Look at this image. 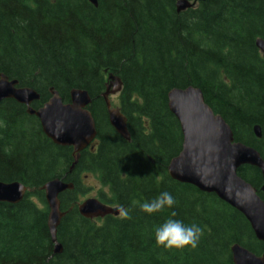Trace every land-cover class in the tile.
<instances>
[{"label": "trees", "instance_id": "16d2710c", "mask_svg": "<svg viewBox=\"0 0 264 264\" xmlns=\"http://www.w3.org/2000/svg\"><path fill=\"white\" fill-rule=\"evenodd\" d=\"M178 1L97 0L95 7L89 0H0V74L40 95L35 110L50 100L51 88L65 103L72 90L87 91L97 126L95 148L84 150L69 174L73 149L49 140L25 106L0 103V182L27 188L19 204L0 202V264H234V245L264 255V243L241 213L168 174L183 144L168 107L173 89H199L235 142L264 160V56L256 47L264 41V0H187L195 5L181 13ZM111 74L122 82L117 107L130 142L109 124L102 95ZM238 174L264 200L260 170L244 166ZM87 176L103 188L98 199L124 215H80ZM57 178L74 184L60 195V255H54L42 190ZM164 191L176 200L172 209L141 211ZM172 211L174 219L201 227L197 248L155 245L154 227Z\"/></svg>", "mask_w": 264, "mask_h": 264}, {"label": "water", "instance_id": "95a60500", "mask_svg": "<svg viewBox=\"0 0 264 264\" xmlns=\"http://www.w3.org/2000/svg\"><path fill=\"white\" fill-rule=\"evenodd\" d=\"M95 7L97 0H89ZM195 3L179 0L178 13L191 9ZM256 47L264 56V41L258 39ZM122 82L110 75L102 97L105 101L110 126L125 141L130 142L127 118L119 108H113L110 96L121 93ZM51 98L37 110L32 108L40 95L30 88L18 87L0 74V103L13 100L27 109L29 116L36 117L45 136L59 147L73 148L71 174L81 157L97 138V126L89 109L92 99L87 91L72 90L70 103L50 89ZM168 107L178 120L183 136L182 150L168 166L171 179L191 185L206 194H213L241 213L250 224L258 241L264 243V200L251 184L239 176V170L251 166L260 170L264 179V160L254 148L235 142L233 131L224 119L215 114L205 103L202 92L193 87L173 89L168 94ZM257 139H262L260 126L254 127ZM94 147H92L93 149ZM42 190L49 209L48 228L54 244V255H60L62 245L57 232L65 213L61 210L60 195L73 191L74 184L57 178L47 182ZM27 188L19 183L0 182V202L17 205L24 198ZM264 195V186L260 189ZM80 215L89 220L119 217L121 210L103 204L96 198L87 199L79 205ZM234 264H264V255L257 256L240 245L231 248Z\"/></svg>", "mask_w": 264, "mask_h": 264}, {"label": "clouds", "instance_id": "9594fccd", "mask_svg": "<svg viewBox=\"0 0 264 264\" xmlns=\"http://www.w3.org/2000/svg\"><path fill=\"white\" fill-rule=\"evenodd\" d=\"M175 204V198L169 192L164 191L155 198L143 202L140 208L142 212L151 216L165 209H172ZM175 216V211H172L170 218L154 227L153 238L155 245L158 248L162 247L166 251L171 249L181 250L185 247L197 248L202 234L201 227L195 223L186 225L183 221L174 219L173 217Z\"/></svg>", "mask_w": 264, "mask_h": 264}, {"label": "rangeland", "instance_id": "374dc122", "mask_svg": "<svg viewBox=\"0 0 264 264\" xmlns=\"http://www.w3.org/2000/svg\"><path fill=\"white\" fill-rule=\"evenodd\" d=\"M117 97L118 96H112L110 100L112 101V107H117ZM84 184L85 187L88 189V192L86 195L82 197V201H85L87 199L91 198H97L98 199V193L99 191L103 190L102 186L100 185L99 181L94 176H87L84 177ZM124 215V214H122Z\"/></svg>", "mask_w": 264, "mask_h": 264}]
</instances>
